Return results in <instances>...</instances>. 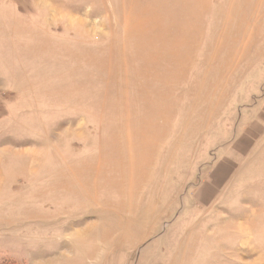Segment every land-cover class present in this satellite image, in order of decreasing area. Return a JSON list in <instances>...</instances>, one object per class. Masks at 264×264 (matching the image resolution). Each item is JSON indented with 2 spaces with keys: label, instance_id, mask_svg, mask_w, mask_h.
<instances>
[{
  "label": "rangeland",
  "instance_id": "1",
  "mask_svg": "<svg viewBox=\"0 0 264 264\" xmlns=\"http://www.w3.org/2000/svg\"><path fill=\"white\" fill-rule=\"evenodd\" d=\"M0 264H264V0H0Z\"/></svg>",
  "mask_w": 264,
  "mask_h": 264
}]
</instances>
